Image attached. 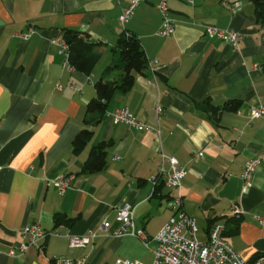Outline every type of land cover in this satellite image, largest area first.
Here are the masks:
<instances>
[{
    "label": "crops",
    "instance_id": "0c3cea01",
    "mask_svg": "<svg viewBox=\"0 0 264 264\" xmlns=\"http://www.w3.org/2000/svg\"><path fill=\"white\" fill-rule=\"evenodd\" d=\"M132 1L0 0V264H56L60 257L152 264L155 241L148 248L140 238L114 231L126 204L149 237L171 218L176 191L164 178L157 186L151 180L162 151L187 169L180 192L199 238L208 240L211 223L218 222L245 259L264 253V162L252 179L243 178L246 161L264 149V116H252L264 104V22L256 20L251 0H167L175 31L160 36L161 0L141 2L120 24ZM207 25L241 32L238 47L210 37ZM29 28V39L17 36ZM66 28L99 44L101 58L91 75L65 66ZM125 32L137 35L152 67L137 74L128 91L117 90L92 127L85 123L87 105L98 79H120L119 69L105 70L118 61L117 42ZM235 99L241 100L238 110L213 117L209 102L223 107ZM121 107L160 125V134L114 123L111 115ZM91 128L88 144L75 154L76 136ZM102 141L109 142L106 167L84 173L93 146ZM69 175L74 178L62 193L56 181ZM234 203L241 216L231 212ZM58 213L71 222L57 224ZM30 224L51 233L40 242L43 249L20 253L21 230ZM91 232L96 236L88 246L69 245L71 236Z\"/></svg>",
    "mask_w": 264,
    "mask_h": 264
},
{
    "label": "built area",
    "instance_id": "2783aa9c",
    "mask_svg": "<svg viewBox=\"0 0 264 264\" xmlns=\"http://www.w3.org/2000/svg\"><path fill=\"white\" fill-rule=\"evenodd\" d=\"M145 0H133L131 4L124 8L120 16V24L125 26L134 10ZM237 9L240 8L241 2H235ZM158 8L163 14V23L159 31L160 36H167L175 31L176 20L170 14L167 0H161L158 3ZM206 33L210 37H219L233 47H238L242 33L234 30L221 29L214 25L206 26ZM34 32L33 28L28 31L19 32L17 36L22 39H29ZM127 34H130L127 32ZM62 51L65 56L64 64L73 68L69 64V52L66 43L61 41ZM152 60L148 64L152 67ZM161 108L158 107V111ZM253 117L264 116V104L253 108ZM114 123H125L138 130L153 131L160 134V125H153L138 118L131 112L128 107L118 108L112 115ZM264 162V149L253 158L246 161L243 178L250 180L253 178L256 168ZM1 168V166H0ZM187 169L179 162L174 155H168L161 152V165L151 180L157 186L159 178H164L170 188L176 191L172 196V216L159 230V232L149 237L142 229H138L134 221V209L131 205L126 204L118 210L117 221L120 223L114 231L117 236L133 235L141 239L143 244L150 248V242L155 241L156 246L152 248L154 253V261L152 264H264V253L259 254L255 259L249 261L245 259L229 242L225 236V225L221 223H213L209 230L208 240H201L198 236L199 226L197 220L192 217L184 208V199L181 194V186ZM74 176L69 175L61 177L56 181V185L63 193L70 186ZM231 212L235 216H241L242 209L236 203L231 207ZM108 222H104L102 227L107 230ZM51 232L42 228L39 224H30L21 230L23 241L19 243L18 250L20 253H25L30 247L43 249V244H40ZM95 232L87 235H73L70 237L69 245L73 248L86 247L90 244ZM18 252L15 249L10 250L11 255H16ZM56 264H90L86 257L78 259L56 258ZM113 264H146L140 260L118 258Z\"/></svg>",
    "mask_w": 264,
    "mask_h": 264
},
{
    "label": "trees",
    "instance_id": "16d2710c",
    "mask_svg": "<svg viewBox=\"0 0 264 264\" xmlns=\"http://www.w3.org/2000/svg\"><path fill=\"white\" fill-rule=\"evenodd\" d=\"M256 7V20L264 22V0H251ZM130 33V32H129ZM62 40L66 43L69 52V64L88 75H91L101 58L98 43L89 39L85 32L78 29L66 28L62 33ZM119 52L118 61L109 65L105 72L119 69L121 72L119 80H109L104 77L95 82L96 96L87 105L85 123L95 126L105 117L107 107L117 90L128 91L135 83L137 74H145L149 68L148 58L135 34L125 32L117 42ZM241 100L235 99L227 102L223 107L215 106L209 102V110L214 118H218L222 109L238 110ZM94 133L93 128L82 129L73 142V152L79 154L88 144ZM108 141H102L93 146L86 160L83 172L95 173L103 170L107 164ZM57 224H69L72 218L63 213L55 216ZM212 225V223H211Z\"/></svg>",
    "mask_w": 264,
    "mask_h": 264
}]
</instances>
